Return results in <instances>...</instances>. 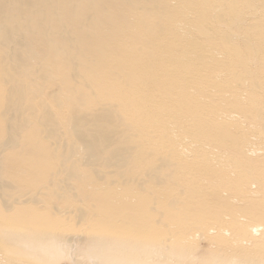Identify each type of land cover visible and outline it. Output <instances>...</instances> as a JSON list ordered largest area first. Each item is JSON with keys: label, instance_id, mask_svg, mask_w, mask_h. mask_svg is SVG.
Segmentation results:
<instances>
[{"label": "bare ground", "instance_id": "bare-ground-1", "mask_svg": "<svg viewBox=\"0 0 264 264\" xmlns=\"http://www.w3.org/2000/svg\"><path fill=\"white\" fill-rule=\"evenodd\" d=\"M13 165L29 174L12 176L20 187L5 180ZM257 167L264 0H0V233L17 256L48 264L55 238L35 236L69 220L102 262L128 250L122 264H264ZM73 184L119 203L92 224L102 208L40 200L66 205Z\"/></svg>", "mask_w": 264, "mask_h": 264}, {"label": "rangeland", "instance_id": "rangeland-1", "mask_svg": "<svg viewBox=\"0 0 264 264\" xmlns=\"http://www.w3.org/2000/svg\"><path fill=\"white\" fill-rule=\"evenodd\" d=\"M185 132H187L188 134L187 135H189V133L191 132V129L189 128V127H183L182 128ZM253 134H250V136H249V139L251 138H255V137H253L252 136ZM252 139V140H253ZM258 146V145H257ZM259 153H261V151H259L258 152V154ZM254 158V157H253ZM12 163L13 164H16L17 162H16V159H15V157H13L12 158ZM13 168V169H12ZM19 168V170H17ZM18 168H17V166L16 165H13L10 169H8V170H5L4 171V176H5V180H7L8 182H10L13 186H18V187H20L19 186V182L17 181V180H14V178L12 177V176H14V175H17V174H21L20 176H18L19 178L21 177V179L23 180V179H27V178H29V174H28V172L25 170V168H23V170L21 169V167L20 166H18ZM15 169V170H14ZM14 170V171H13ZM10 171V172H9ZM17 171H18V173H17ZM12 172V173H11ZM15 172V173H14ZM256 175H262V176H264V168H261V167H257L256 168ZM27 173V174H26ZM8 174V175H7ZM23 175V176H22ZM24 177V178H23ZM10 179V180H9ZM21 186H23V189L24 188H26V189H34V188H31V187H28L27 188V184H20ZM76 186V187H75ZM73 187H74V190H71V194H73V195H75V196H77L76 197V199H68L67 200V204L66 205H64V203H65V200H57V201H60V202H57V201H55V200H49L50 198H49V196H48V198L46 199V197H44L45 199H43V197H41L40 198V200L41 201H43V202H45L46 201V204L48 205V206H50V208L52 207V208H54V207H57V208H65L64 206H66V208H71V209H75V208H78V207H80V208H82V210L83 209H85L86 211L88 210V208L89 207H96L97 209H100V208H102L101 209V215L100 216H96L95 218L94 217H92L91 215H90V212L87 214V217L89 216V217H91L92 219H93V222H92V224H95L96 222H95V219L97 220V222H98V218H100V217H102V219H105V217L103 216L104 215V211L105 210H108L107 209V207H108V205L107 204H105L103 201L105 200V201H107L108 203L109 202H114L113 204H118L119 203V201H118V196L116 197L115 195L116 194H118V193H120V192H118V190H116V189H112V188H110V190H109V188L108 187H105V186H99V188H101L102 189V191H101V193H102V195H100L101 196V198L98 196L99 194H96V195H92V193L90 194V195H87V194H84L83 192L86 190L82 185H81V188H80V185H75V184H73ZM78 187V188H77ZM104 187V188H103ZM107 188H108V191H107ZM252 191H256L257 192V198H255L257 201H259L258 199H259V193H258V186L257 185H253L252 187ZM80 190V191H79ZM114 190H116V191H114ZM106 191V192H105ZM146 193H145V195L146 194H148V193H151L154 197H158V195H160L159 194V190H157V189H154V188H151V189H146ZM114 192V193H113ZM116 192V193H115ZM118 192V193H117ZM109 193H111V194H109ZM113 193V194H112ZM82 194V195H81ZM104 194V195H103ZM109 194V195H108ZM206 194V193H205ZM106 195V196H105ZM256 196V195H255ZM86 197H88L87 199H85ZM107 197V198H106ZM159 197H161V195L159 196ZM211 195H208V194H206V195H202V196H200V197H198V199L197 200H195V201H202V202H207V204H210L211 203V201H210V199H211ZM104 198V199H103ZM108 198H109V200H108ZM82 199V200H81ZM48 200V201H47ZM120 200V199H119ZM69 201H71V202H69ZM82 201V202H81ZM73 202H77V203H73ZM260 202V201H259ZM52 203V204H51ZM82 203V204H81ZM51 204V205H50ZM80 204V205H79ZM199 204V203H198ZM87 205V206H86ZM90 205V206H89ZM264 205V204H263ZM78 206V207H77ZM79 209V208H78ZM84 210V211H85ZM101 219V218H100ZM192 219H194V218H192ZM64 222H66V223H64L65 225L67 224H69L68 226H62V227H59V228H50V231L49 232H39L38 233V235L37 236H35V238H37V240H38V243H39V245L41 244V246L44 244L45 245V249H48L49 248V245H51V243H52V240H49V237L50 236H54V238L55 239H53V241L55 240V242H56V244H57V246L59 247V249H60V253L59 254H53L52 253V251H49V254H51V255H54V256H56V258L55 257H53L54 258V261H56V262H54L53 261V258L52 257H46V258H48V260H46V258H45V261L48 263V264H122L119 260L120 259H129L130 257L132 258V257H134V259H136L137 258V254L136 253H132V252H130L129 253V251L128 250H120L119 252H118V257H119V259H117L118 257L114 254V256L112 255V252L110 251V250H106L105 252V254H106V256H113V257H111V258H109V259H107L108 261L107 262H102V260H98V259H93V258H90V246H91V233H89L90 231H89V227H88V225L87 224H84V223H81V224H79V223H76V224H74L73 222H70L69 220H65ZM86 223V222H85ZM104 225L106 224V221H105V223H103ZM85 225V226H84ZM70 226V227H69ZM73 226V229L71 228ZM43 233V234H42ZM47 233H50L49 235L47 234ZM40 234H41V236H40ZM46 234V235H45ZM3 235V236H2ZM48 235V236H47ZM47 236V237H46ZM5 237V238H4ZM45 239H44V238ZM48 238V239H47ZM51 238V237H50ZM12 240V242H14L13 244H15L16 245V242H18L17 240H18V238H13V237H10V236H8V235H4V234H2V233H0V264H8V262H9V264H26V263H28V264H31L32 263V254L34 253H32L31 254V252H32V250H28V248H30V247H27V248H25V249H21L22 251H23V255L22 256H17L16 255V252H14V251H16L17 249H16V247L14 248V246H12L13 244H12V242L10 243V241ZM13 239H14V241H13ZM2 240V241H1ZM7 240V241H6ZM10 240V241H9ZM41 240H44L46 243H44V241L42 242ZM48 240V241H47ZM5 241L7 242V243H9L8 245H7V243H5ZM119 241H122V239H119ZM1 242H3V243H1ZM42 242V243H41ZM47 244V245H46ZM93 244V243H92ZM114 244V243H113ZM115 244L116 245H121V242H115ZM11 246V247H10ZM200 247L201 248H199V249H204V248H208V247H206V243L205 242H201L200 243ZM11 248V249H10ZM15 250H14V249ZM263 248V247H262ZM261 247H259V248H256V250H254V253L255 252H257V253H253V255H263L264 254V250L262 249ZM24 250H26V251H24ZM7 251H9V252H7ZM11 251V252H10ZM109 251V252H108ZM128 251V252H127ZM259 251V252H258ZM262 251V252H261ZM25 252V253H24ZM111 252V253H110ZM126 254H125V253ZM225 252H227V256H232V257H234L236 260H239L240 262H242L243 260L244 261H246V259H245V257H244V253H242L241 251H240V248H236V247H232V248H230V249H226L225 250ZM8 253V254H7ZM27 253V254H26ZM29 253H30V255H29ZM122 253H123V255H122ZM263 253V254H262ZM25 254V255H24ZM44 254V253H43ZM126 256H125V255ZM130 254H132V255H130ZM129 255H130V257H129ZM134 255H136V256H134ZM238 255H240V256H238ZM242 255V256H241ZM253 255H250V257L251 256H253ZM5 256V257H4ZM23 256H25V257H27V258H25V257H23ZM129 258H128V257ZM223 256H225V255H222V257ZM9 257V258H8ZM23 257V258H22ZM117 257V258H116ZM136 257V258H135ZM242 257V258H241ZM5 258V259H4ZM52 259L51 261H49V259ZM112 258H116L115 259V261H114V259L112 260ZM4 259V260H3ZM55 259H57V260H55ZM254 259H251L250 260V262H249V264H252V261H253ZM109 261H111V262H109ZM118 261V262H117ZM109 262V263H108ZM36 264V263H35Z\"/></svg>", "mask_w": 264, "mask_h": 264}]
</instances>
